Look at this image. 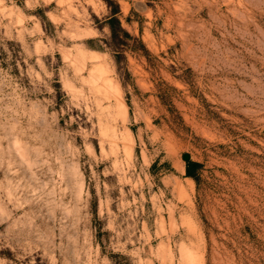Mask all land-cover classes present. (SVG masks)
I'll use <instances>...</instances> for the list:
<instances>
[{
    "label": "rangeland",
    "instance_id": "obj_1",
    "mask_svg": "<svg viewBox=\"0 0 264 264\" xmlns=\"http://www.w3.org/2000/svg\"><path fill=\"white\" fill-rule=\"evenodd\" d=\"M113 2L0 0V264H264V0Z\"/></svg>",
    "mask_w": 264,
    "mask_h": 264
},
{
    "label": "trees",
    "instance_id": "obj_2",
    "mask_svg": "<svg viewBox=\"0 0 264 264\" xmlns=\"http://www.w3.org/2000/svg\"><path fill=\"white\" fill-rule=\"evenodd\" d=\"M109 6L111 8V14L107 16L105 24L110 29V46L114 48V56L119 63L121 56L123 55L124 46H129L127 39H135L133 35L122 26L119 13L120 7L118 3H114L113 0H109ZM119 48V49H115ZM203 165L201 162L191 159L186 160V176L194 179L197 183L200 179V170Z\"/></svg>",
    "mask_w": 264,
    "mask_h": 264
},
{
    "label": "water",
    "instance_id": "obj_3",
    "mask_svg": "<svg viewBox=\"0 0 264 264\" xmlns=\"http://www.w3.org/2000/svg\"><path fill=\"white\" fill-rule=\"evenodd\" d=\"M183 157H184L185 160H188V159L190 158V155H189L188 153H185V154L183 155Z\"/></svg>",
    "mask_w": 264,
    "mask_h": 264
}]
</instances>
